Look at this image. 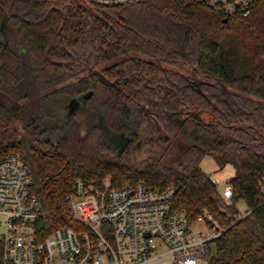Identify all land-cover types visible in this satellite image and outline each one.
Masks as SVG:
<instances>
[{
  "label": "trees",
  "instance_id": "obj_1",
  "mask_svg": "<svg viewBox=\"0 0 264 264\" xmlns=\"http://www.w3.org/2000/svg\"><path fill=\"white\" fill-rule=\"evenodd\" d=\"M224 19L192 0H0V159L30 168L47 226L71 225L78 179L173 185V209L222 231L206 264H264V0ZM206 155L236 169L229 204Z\"/></svg>",
  "mask_w": 264,
  "mask_h": 264
},
{
  "label": "built area",
  "instance_id": "obj_2",
  "mask_svg": "<svg viewBox=\"0 0 264 264\" xmlns=\"http://www.w3.org/2000/svg\"><path fill=\"white\" fill-rule=\"evenodd\" d=\"M192 1L229 19L249 17L260 0ZM87 2L117 8L142 0ZM175 193L173 185L158 191L143 182L118 188L109 178L78 179L65 198L71 225L51 228L30 168L11 153L0 159V264H152L165 254L173 255V264H206L209 244L222 231L207 227L206 220H213L209 213L191 224L185 212L173 209ZM233 195L227 183L220 202L229 204ZM197 223L207 231L193 230ZM162 247L167 251L158 253Z\"/></svg>",
  "mask_w": 264,
  "mask_h": 264
},
{
  "label": "rangeland",
  "instance_id": "obj_3",
  "mask_svg": "<svg viewBox=\"0 0 264 264\" xmlns=\"http://www.w3.org/2000/svg\"><path fill=\"white\" fill-rule=\"evenodd\" d=\"M9 107L11 108V105H9ZM11 109L13 112H15V109L14 110L13 108ZM66 111L67 110H63L61 114H63ZM68 112L70 113L69 109L67 113ZM18 127L20 128L19 124H18ZM200 167L204 172H206L207 174H210L211 179H215L220 183L219 185L220 187H218V191H221L222 188L227 184L229 179L233 177L236 173V169L233 164L229 163V164L224 165L220 159L211 157L209 155H206L202 159L200 163ZM237 207L241 211V213H245V211L247 210L246 204L244 202H239L237 204ZM192 229L196 231L198 230L207 231L206 226L201 223L195 224V226ZM209 248H210L211 255L215 254V246L213 243L209 244ZM165 251H167V248L162 247L159 249L158 253L165 252ZM152 264H173V255L165 254L163 256H160Z\"/></svg>",
  "mask_w": 264,
  "mask_h": 264
},
{
  "label": "water",
  "instance_id": "obj_4",
  "mask_svg": "<svg viewBox=\"0 0 264 264\" xmlns=\"http://www.w3.org/2000/svg\"><path fill=\"white\" fill-rule=\"evenodd\" d=\"M223 21H224L225 23H227V22H228V19L225 18ZM96 73L99 75L101 81H102L105 85H107V86H113V85H114V83H112V82H110L108 79H106V78L102 75V73H100V72H98V71H96ZM193 77L196 78V76H195L194 73H193ZM209 176H210V174H209ZM147 236H149V233H147Z\"/></svg>",
  "mask_w": 264,
  "mask_h": 264
}]
</instances>
